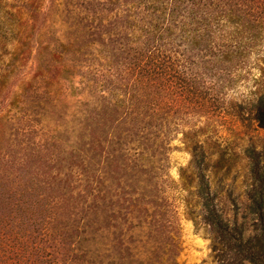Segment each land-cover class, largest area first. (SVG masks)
I'll return each instance as SVG.
<instances>
[{"label":"trees","instance_id":"1","mask_svg":"<svg viewBox=\"0 0 264 264\" xmlns=\"http://www.w3.org/2000/svg\"><path fill=\"white\" fill-rule=\"evenodd\" d=\"M115 2L111 9L93 2L76 5L84 11L76 25L88 44H106L109 40L114 53V42L125 40L128 51H132L126 64L132 80L123 94L131 95L126 98L136 113L112 119L110 115L107 123L109 110L99 114L92 107L80 124L88 128L87 144L93 148L95 143L101 145L100 136L103 141L108 134L119 145L129 144L122 150L136 149L134 159L145 164L153 160L150 148L159 147L158 134L163 138L186 124L188 128L182 131L188 135L190 130H201L211 120L220 119L229 107H237L234 110L238 112L245 109L264 128V0ZM42 7V0H0V55L18 48L24 52L22 48L27 49L32 35L42 33ZM109 9L115 17L106 20L102 13ZM113 27L115 33L121 31L116 38ZM71 43L69 38L62 42L63 50H56V46L50 52L53 60L47 73L53 80H59L66 68L64 51ZM83 54L82 63L91 65L89 53ZM245 77L252 81L248 91L252 98L246 105L223 96L222 89ZM106 80L97 81L110 91ZM117 88H112V97ZM134 96L139 98L135 103ZM112 97L105 107L116 106L118 98L113 101ZM196 120L203 123L196 127ZM108 149L119 150L121 156L120 148L112 145ZM13 153L4 152L7 159L0 160V264H91L75 246L81 219L98 206L91 181L82 185L79 176V181L69 177L75 169L71 162L62 169L41 168L39 149L18 156ZM46 158L57 161L52 152ZM217 163L221 165V159ZM191 164L198 171V184H202L204 164L194 156ZM250 169L253 186L249 196L255 214L252 233L245 234L241 224H230L208 199L202 202L201 217L212 230L216 264H264V173L256 162ZM80 173L83 175L82 170ZM170 249L163 252L170 255L173 264H179L175 259L179 248L176 252ZM156 251L153 248L148 253Z\"/></svg>","mask_w":264,"mask_h":264},{"label":"rangeland","instance_id":"2","mask_svg":"<svg viewBox=\"0 0 264 264\" xmlns=\"http://www.w3.org/2000/svg\"><path fill=\"white\" fill-rule=\"evenodd\" d=\"M115 1L42 0V33L32 35L27 49L22 48L24 52L18 48L0 55V160L7 159L3 154L7 151L18 156L39 149L41 168L62 169L71 162L75 169L69 177L81 178L82 185L91 181L97 210L81 219L75 242L86 263L173 264L163 251L171 248L176 252L179 248L175 257L179 264H216L212 230L201 217L202 202L208 199L230 224H241L245 234L253 232L250 168L256 162L264 173V128L245 109L238 112L234 110L237 107H229L220 119L211 120L201 130H190L188 135L182 131L188 128L186 124L163 138L158 134L159 147L150 148L153 160L145 164L134 159L136 149L122 150L129 144L119 145L108 134L103 141L100 136L101 145L95 143L93 148L87 144L88 128L80 124L92 107L99 114L109 110L107 123L115 115L136 113L128 104L131 95L123 94L132 80L126 69L132 51H128L125 40L114 42V53L109 40L106 44H88L76 25L84 15L76 5L93 2L111 9ZM110 9L102 13L106 20L115 17ZM115 31L113 27L114 38L121 33ZM69 38L72 43L64 51L68 63L60 79L53 80L47 73L53 60L50 52L56 46V50H63L62 42ZM83 52L89 53L91 65L82 63ZM101 78L107 79L109 89L118 87L116 95L112 97L111 90L99 85ZM251 86V79L245 77L221 92L225 98L246 105L252 98L248 92ZM110 97L113 101L118 98L113 108L105 107ZM133 99L135 103L139 98ZM195 122L196 127L203 123ZM112 145L122 150L121 156L119 150H105ZM49 152L56 156L55 163L46 158ZM192 156L205 166L202 184H198ZM81 170L83 175H78ZM55 172L61 174L63 170ZM153 248L157 251L148 253Z\"/></svg>","mask_w":264,"mask_h":264}]
</instances>
